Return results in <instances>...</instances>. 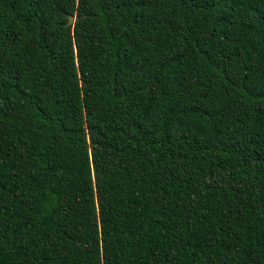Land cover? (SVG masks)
I'll list each match as a JSON object with an SVG mask.
<instances>
[{
  "label": "trees",
  "instance_id": "obj_1",
  "mask_svg": "<svg viewBox=\"0 0 264 264\" xmlns=\"http://www.w3.org/2000/svg\"><path fill=\"white\" fill-rule=\"evenodd\" d=\"M0 264H264V0H0Z\"/></svg>",
  "mask_w": 264,
  "mask_h": 264
},
{
  "label": "water",
  "instance_id": "obj_2",
  "mask_svg": "<svg viewBox=\"0 0 264 264\" xmlns=\"http://www.w3.org/2000/svg\"><path fill=\"white\" fill-rule=\"evenodd\" d=\"M74 21V16L73 15H69V21H68V24H72Z\"/></svg>",
  "mask_w": 264,
  "mask_h": 264
}]
</instances>
